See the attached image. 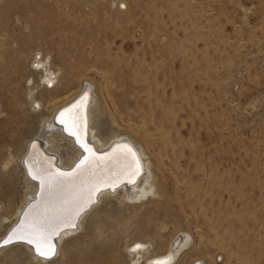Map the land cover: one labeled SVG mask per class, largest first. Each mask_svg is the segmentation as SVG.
I'll return each mask as SVG.
<instances>
[{"label": "rangeland", "instance_id": "1", "mask_svg": "<svg viewBox=\"0 0 264 264\" xmlns=\"http://www.w3.org/2000/svg\"><path fill=\"white\" fill-rule=\"evenodd\" d=\"M36 52L52 56L58 89L39 85ZM86 85L99 92V132L144 144L162 197H105L42 264H85L97 250L114 254L101 264H129L133 240L162 253L183 231L192 246L177 264H264V0H0V181L13 188L1 189L0 237L42 116ZM21 247L0 249V263L37 264Z\"/></svg>", "mask_w": 264, "mask_h": 264}, {"label": "bare ground", "instance_id": "2", "mask_svg": "<svg viewBox=\"0 0 264 264\" xmlns=\"http://www.w3.org/2000/svg\"><path fill=\"white\" fill-rule=\"evenodd\" d=\"M33 58L32 66L39 74V85H43L48 91L58 89L61 72L54 68L52 56L42 55V53L36 52ZM91 89L88 85L84 86V88L82 87L68 102L54 109L50 115L42 116L40 120V131L38 132L39 136L36 137V141L32 146V140H29L25 152L26 155L21 160L27 183L24 199L16 211V217L14 218L12 227L7 231L5 236L0 237V242L21 228L28 229L33 220H40L57 226L55 232H52L51 229L49 230L51 234L48 235L47 243L39 245L41 251L48 252L54 247V243H57L55 253L57 251L60 252L65 237L83 227L85 212L94 208L96 206L94 204L101 202L105 197L114 192L119 195L117 197L122 203H135L139 206L162 197V193L158 189V184L155 181L156 174L153 169V162L148 157L144 144L135 137V139L133 138L135 141L132 140V137L126 136V133L120 134L113 131L108 135H103L99 132V128L95 123V116L100 111L98 109L100 96L95 87L92 103H90L91 106L89 104L88 108L89 135L87 138L85 134L83 135L82 128L85 120L78 121L77 124L80 127L77 132L71 126L72 121L68 119L69 113L64 110L60 112L62 108L66 107V105L75 100L84 91H90ZM29 96L31 109L34 112L41 113L43 110V102L36 97L35 89L32 87H30ZM77 104L75 102L67 109L73 108ZM77 110L80 111L79 108ZM62 112H64V115L61 119L60 115ZM85 139H87L86 141L88 143L93 144L92 151L96 155L90 156L88 152L87 158L83 157L86 151L81 147V143H86ZM64 145L67 147H64ZM69 149L71 150L69 151ZM128 149H131V152H135L134 157L135 160L139 161L138 165L134 163L133 156L127 154ZM54 157L57 158L56 162L58 167L55 166L54 159H52ZM82 160L87 161L84 170L77 169V165ZM12 162L13 157H10L4 162L3 167L5 171ZM140 165L145 167V174L141 175L135 182L140 172L135 176L131 175V173L134 169L140 168ZM74 167L75 169L72 172H63L65 170H71ZM57 172L67 173L68 179L62 184H53L51 186L41 184V178L47 177L50 173ZM33 176H38V178L33 179ZM1 189L6 190V192H10L11 189L13 190L8 181H0V199L4 193ZM89 195L92 196L93 200L97 199V202L94 201L78 217L74 218L78 204L86 201ZM75 220H77V224L73 228L71 224ZM63 227L66 228L62 229L59 235L54 238ZM191 241L192 235L183 231L170 243L168 249L162 253L151 254V243L142 239L133 240L125 246V250L131 259L129 264H177L182 254L191 248ZM12 244H18L24 247L31 255L32 262H37V264H42L52 259L53 255L45 258L38 254L37 242L29 244L26 240H14L13 243L0 246V249L9 247ZM116 252L115 254H117ZM113 256V252L97 250L88 261L86 260L87 258L78 259L80 261H86L85 264H101ZM144 257L145 261L142 260ZM78 259H75L76 263ZM191 264H204V261L201 258H197Z\"/></svg>", "mask_w": 264, "mask_h": 264}, {"label": "snow or ice", "instance_id": "3", "mask_svg": "<svg viewBox=\"0 0 264 264\" xmlns=\"http://www.w3.org/2000/svg\"><path fill=\"white\" fill-rule=\"evenodd\" d=\"M123 6V5H122ZM87 97L82 98V100L79 102V105L81 109L85 105ZM75 107V105L73 106ZM65 112L71 113L72 108L65 109ZM61 115L63 116L64 113L62 112ZM73 120L76 121H83V117L77 113L75 116L72 117ZM81 147L84 148L86 152H91L92 150L88 147L86 143H81ZM133 156V161L135 164H139L138 160H135L134 153L131 152V149H128V153ZM93 155H95L93 153ZM87 161L82 160L80 164L77 165V169L84 170V166L86 165ZM140 172L139 168H136L132 171L131 175L135 176L138 175ZM38 176H33V179H37ZM68 179L67 173L57 172V173H50L47 177L41 178V184L51 186L53 184H62ZM131 182V181H130ZM92 203H94V200L92 199V196L89 195L86 201H83L78 204L76 210H75V217H78L81 212L85 211V209L90 206ZM73 226H75L73 224ZM57 226L51 225L45 222H42L40 220H33L30 227L28 229L21 228L19 231L13 232L8 236L7 239L0 242V246L8 245L10 243H13L14 240H26L29 244H32L34 242H37V252L39 255L44 256L47 258L49 255H55V249L54 247L51 248L48 252L41 251L40 244H46L48 241V235H50V229L52 232H55Z\"/></svg>", "mask_w": 264, "mask_h": 264}, {"label": "water", "instance_id": "4", "mask_svg": "<svg viewBox=\"0 0 264 264\" xmlns=\"http://www.w3.org/2000/svg\"><path fill=\"white\" fill-rule=\"evenodd\" d=\"M84 97H87V99H86V101H85V105H84V107L81 109V107H78L79 106V102L82 100V98H84ZM91 97H92V89L90 90V91H84L83 93H82V95H80V97L76 100V101H74L73 103H75V102H77L78 104L75 106V107H73L72 108V111H71V113H69L68 114V119L69 120H71L72 122H77L76 120H73L72 119V117L73 116H75L77 113H79L80 115L82 114V117L84 118L83 120H85L84 122H83V124H82V128H83V135L85 134V136H86V138H87V136H88V133H89V131H88V117H87V111H88V105H89V102H90V99H91ZM73 103H71L70 105H68L67 107H65L64 109H62L61 111H63V110H65V109H67L69 106H71ZM79 108V110L80 111H78L77 109ZM60 111V112H61ZM64 113V112H63ZM60 117H61V119L63 118V116L62 115H60ZM65 119H67L66 117H65ZM66 122V121H65ZM87 139H85V142H86V144L88 145V147L92 150V147H93V145L92 144H90V143H88L87 141H86ZM37 144H38V142H37ZM134 149V148H133ZM94 150V149H93ZM135 150V149H134ZM134 154H135V152L134 151H132ZM87 155H88V152H85ZM90 153V156H93V151H91V152H89ZM95 155H96V153H94ZM139 154V153H138ZM56 158V157H55ZM55 158H52V159H54V162H55V166L56 167H58L57 166V162L55 161ZM87 158V157H86ZM74 169H75V167L73 168V169H71V170H65V171H63V172H72V171H74ZM140 175H142L143 174V167L140 165ZM127 182V181H126ZM135 182H136V180H135ZM109 188H110V186H108ZM97 200V199H96ZM96 200H94V201H96ZM74 223V225L75 226H73V224H71V226L72 227H76V224H77V220H75V221H73ZM64 228V227H63ZM63 228H61L60 230H59V232L63 229ZM58 232V233H59ZM58 233L54 236V238L58 235ZM55 246H56V243H54V249H55Z\"/></svg>", "mask_w": 264, "mask_h": 264}]
</instances>
